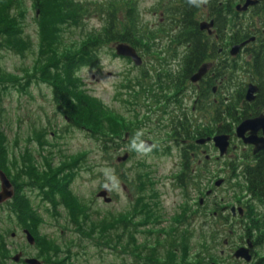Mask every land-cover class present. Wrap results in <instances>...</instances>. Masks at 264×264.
Masks as SVG:
<instances>
[{"label": "rangeland", "instance_id": "obj_1", "mask_svg": "<svg viewBox=\"0 0 264 264\" xmlns=\"http://www.w3.org/2000/svg\"><path fill=\"white\" fill-rule=\"evenodd\" d=\"M109 1L118 0H76L91 10L83 31L84 37L102 30L103 21L99 12L103 6L100 5H105ZM135 1L138 3L135 14L141 29L148 34L149 45H177L171 42L170 31H165V26L160 24L162 20L167 19L165 11L175 7L172 0ZM16 4L27 8L22 29L23 41L27 42L26 46L28 45V47L22 50L23 48L16 49L0 43V78L12 76L11 80L2 81L0 79V133L4 136L3 145L7 146L5 148L6 155L17 162L18 167H22L23 164L29 162L28 159H31L36 172L40 175L46 173L53 178L58 176L62 181L61 185L69 183L68 190L72 193V197L83 206H87L94 219L109 215L112 221H115L119 215L126 216L131 213L132 205L137 199H140L137 196L139 192H134L122 176L131 182V179L137 180L138 176L151 174L155 183V190L160 196V213L164 217L161 227L165 229L162 230L159 226L152 227L150 223L145 228L144 223L139 220L133 221L132 226L138 225V227L132 229L133 237L130 242L137 240L140 243H137L136 246L139 250L133 257L124 253L122 246L117 245L116 248L111 249L105 246L102 241L90 240L81 235L74 230L67 206L62 204L54 209L53 205L52 207L47 205L42 208L40 204L42 200L36 198L38 192L26 187V193L37 194H35V198L32 197V200L36 208H39L37 213L44 222L38 224L39 228L36 232V229L33 230V237H46L48 240L57 243L62 247V252L64 251V254L59 253L57 258L61 260L72 256L71 260L75 264H122V260L130 264L132 257L136 259L146 246L149 251L157 249L160 253L163 251L165 253L163 239H167L165 237L167 233L175 234L176 230L170 224L185 205V200L180 197L175 188L172 189L173 184H175L174 175L177 173V166L180 163L178 151L172 150L169 155L164 154L166 150L164 146L168 145L162 143L165 141L163 140L165 136L163 133H158L160 130L155 123V115L153 122L151 121L150 126L148 124L147 129L143 132L144 136L154 143L156 141L162 143L158 147L159 149L153 152L148 150L136 151L132 147L135 139L127 135L124 138L125 142L119 141L123 144L117 154L105 153L103 147L105 143L100 142L92 130H87L83 126L76 127L72 122H65V118L63 119L56 111V105L51 106L56 86L43 78L45 74L43 72L44 63L40 62L42 60L39 51L40 30L38 20L40 12H37L33 7V0H20V3L16 2ZM120 4L121 2H116L118 8ZM125 14V11L122 10L118 15L119 20L122 21ZM80 32V30L77 31V39H79ZM70 38L71 35L66 33L67 42ZM116 45L117 43L99 49V62L96 67L82 68L78 71L77 77L82 82L80 91L89 94L102 106L104 105L110 111L122 118L124 117L126 123L133 120L131 126L133 125V128L140 132L141 124L134 121V112L143 115L140 116L141 118L148 119L147 115L149 114L146 115V113L152 111L149 112L148 109L151 102L138 108H135L130 102H134L132 98L143 99V95L149 93V86L146 85V81L150 80L153 84L155 80L153 77L149 79L148 71L151 66L156 64V58L162 57L165 52H177L179 49H151L150 51H157L158 55L155 58H150L143 55H147V49L144 52L146 46L139 48L138 51L144 60V64L137 68L125 59L114 57ZM170 59L171 57L167 58V62ZM160 60L163 64L164 61ZM174 69L172 68L173 71ZM144 75L145 78H143ZM153 86L154 84L152 90ZM163 89H167V87L161 88V90ZM136 94L138 96L134 97ZM151 94L159 93L157 89H154ZM185 104L190 107L191 103L186 101ZM50 132L54 133L52 139H50ZM40 134L41 138H39ZM44 137L52 142L51 147H44ZM127 154L129 155L128 159L123 162V158ZM65 165H71L72 169L63 168ZM58 170H61L60 173H57ZM111 177L115 179L113 180ZM23 183L24 185L28 184V180L25 179ZM53 186L55 187L53 193L54 190L56 191L55 199L61 201V197L57 194L58 186L56 188L55 183ZM239 189L237 182L233 181L231 185L228 183L222 189L217 190V194L224 198V202L233 204L241 197L240 193L238 196L234 195ZM100 191L107 193V198L111 200L110 204H106L97 197ZM115 224L119 226L118 222ZM233 225L232 243H239L241 225H239V221L233 222ZM219 228L218 240L221 241L230 236L227 229ZM115 232L120 234L121 228L116 229ZM98 234L99 232L95 235ZM198 235H200V231L195 234L194 241L199 240ZM79 237L83 239L81 243H78ZM72 239H75V245L70 248L69 246L65 247V243L71 242ZM20 244L30 255H39L40 250L36 247H29L23 236ZM68 249L71 250V253L67 252ZM221 249L222 247H219L213 254H218ZM73 254L77 256L73 257ZM226 254L230 256L229 251H226Z\"/></svg>", "mask_w": 264, "mask_h": 264}, {"label": "flooded vegetation", "instance_id": "obj_2", "mask_svg": "<svg viewBox=\"0 0 264 264\" xmlns=\"http://www.w3.org/2000/svg\"><path fill=\"white\" fill-rule=\"evenodd\" d=\"M192 22L196 30L191 32H194L198 46L203 44L205 48L202 49L204 56L200 60L203 62L189 76V79L185 80L186 52L184 49L186 47L178 41V35L183 34V27L177 21L167 17L160 24L165 26V31H170L171 42L177 45L150 46L148 44L144 48L147 49V55H143L155 58L158 55L157 51H150V49H179V51L165 52V55L156 58V64L148 71L149 79L153 77L155 80L153 90V84L147 80L149 93L143 95V99L132 98L134 102L130 104L138 108L151 102L148 109L149 112L152 111L146 113L149 115H147L148 119L145 120V124L142 125L143 130L147 129L148 124L150 126L155 115V123L160 130L158 133H164L165 136V141L162 143L168 145L164 146L167 148L166 152L171 149L176 150L180 157L172 189L175 188L180 197L185 200V205L170 225L175 224L174 226L181 229L183 234L185 230H188V235H190L194 229L199 227L201 214L214 218L220 214L219 221L222 227L230 231V236L223 241V249L213 256L214 260L210 261L208 258L200 260V256L198 257L193 249L186 256L187 260H183V254L179 256L180 264H261L264 262V254L258 253L259 248L254 246L253 239L247 236L244 227L241 226L243 235L239 243H232L234 233L232 229L233 222H240L245 217V215L241 217L239 210L236 211V209H243L245 214L252 207L257 212L256 214L264 215V0L202 2ZM202 23H206L204 30L200 26ZM235 46L240 49L236 55H232L231 52ZM137 52L140 55L138 50ZM170 57V61L167 62V58ZM160 59L164 61L163 64ZM171 67L175 68L174 71ZM201 69H205V74L199 82L192 84L191 77ZM230 80H234L236 84L239 83L240 92L238 94L233 93L232 86L226 83ZM165 86L167 89L161 90ZM154 89H157L159 94H151ZM249 91L253 95L251 101L247 98ZM137 96V94L134 95V97ZM139 96L142 97V95ZM53 97L51 106L56 105V111L63 119L65 118V122H72L64 114L65 108L63 107L65 106L62 97L67 96H57L54 92ZM186 101L191 103L190 107H187ZM137 114L134 112L135 116ZM257 119L258 122L250 130L245 131L242 137L237 135L240 125ZM185 132L192 134L193 140L184 139L183 133ZM53 134L50 132V139ZM200 134L207 136L200 137ZM217 136L229 138V147L223 156L213 143V139ZM146 138L148 137L144 139ZM43 139L45 148L52 146V142L46 137ZM248 140L255 143H248ZM199 141H206V143L199 144ZM162 143L155 142L158 146ZM254 166H258L262 174L260 199L247 189L246 169ZM19 168L21 167H18L17 163L6 155L0 168L4 176V181L0 176V193L4 195L11 193L12 195L0 204V236L2 237L1 243L10 254L22 256L17 264H23L25 258H31L34 255L27 253L20 244L21 237L25 238L24 233L29 231L24 227L20 209H23V205L27 203L33 212L37 213L39 210L32 200L36 193L28 194L25 188L28 187L38 192L36 198L42 200L40 203L42 208L47 205L52 207L53 204L50 201L52 189L50 194L49 185H46L47 187L43 190L35 187L36 190L29 184L24 185L25 177ZM148 177L153 184L152 175ZM233 181L237 182L240 187L238 191L234 190L237 191L234 195L238 196L240 193L241 197L235 203L229 204L224 202V198L219 197L217 190L222 189L228 183L231 185ZM163 220L164 217L159 211L156 220L150 224L152 227L159 226L165 230L161 227ZM247 220L248 218L245 219ZM165 237L168 242L170 234L167 233ZM187 240L190 238L180 237L174 238L173 242L186 243ZM248 240L253 244L251 261L234 259L233 253L240 247L247 246ZM226 251H229L230 256L226 254ZM9 264H12L10 260Z\"/></svg>", "mask_w": 264, "mask_h": 264}, {"label": "trees", "instance_id": "obj_3", "mask_svg": "<svg viewBox=\"0 0 264 264\" xmlns=\"http://www.w3.org/2000/svg\"><path fill=\"white\" fill-rule=\"evenodd\" d=\"M33 7L40 12L39 15V30H40V44L39 51L41 54L40 62L44 63L43 78L47 82L56 86L55 94L62 97L63 105L65 107L64 114L72 121V124L83 126L87 130H92L93 134L98 136L99 141L105 143L103 145L104 152L109 154H117L121 150L124 138L129 135L138 140L143 139L144 130L142 125L145 124V118H141L139 114L135 116L134 121L141 124L140 132L133 128V120L126 123L124 117L115 114L113 111L107 109L104 105L92 98L89 94H85L80 86L82 85L81 79L77 77V73L82 68L96 67L99 62V49L116 43H124L134 48H144L149 44L148 34L144 32L135 14L138 3L135 0H118L121 2L120 7L116 5L118 1H109L103 6L99 12L103 21V28L98 33H93L84 37L83 31L85 30L87 17L91 14L89 7L83 3L76 2V0H33ZM214 0H172L175 7L166 10V16L170 20L177 21L183 27V34L178 35V41L182 46L186 47V56L184 58L185 80L196 71L198 66L203 62L200 61L204 56L205 49L203 44L198 46L195 40V24L193 20L200 9L202 2L209 3ZM20 0H0V43L11 46L12 48L26 49V41H23L22 22L26 19V6H20ZM124 10L125 18L119 20V13ZM121 21V22H119ZM80 30L81 34L76 38L77 31ZM194 31V32H191ZM69 33L71 38L69 42L65 39V34ZM176 40V38H175ZM5 46V45H4ZM151 50V49H150ZM146 52V49H144ZM48 74V75H47ZM145 78V75L143 76ZM2 81L11 80L12 76H5L0 78ZM232 86L233 93H239L240 85L235 83L234 80L226 82ZM171 90V89H170ZM170 93V91H169ZM86 100V101H85ZM139 133V136H137ZM184 139L193 140L194 136L187 132L183 133ZM211 135V134H210ZM207 135L200 134V137ZM4 136L0 133V168L6 158V149L3 145ZM121 141V142H119ZM156 150V149H155ZM154 150V151H155ZM186 156V155H184ZM112 159V158H111ZM110 159V160H111ZM29 162L23 164L19 168L23 176L28 180L31 187H38L43 190L46 185L53 189L58 186V195L61 201L55 199L56 191L54 190L51 195L50 201L54 209L59 205L64 204L69 209V216L71 217L74 225V230L87 238L102 241L105 246L111 249L116 248L117 245L122 246L124 253L130 254L134 257L137 251V240L130 242L133 234L132 229L138 226H132V222L139 220L145 225L156 220L159 211L153 206L150 201L152 193L149 192L148 184L145 181L147 176L145 174L138 176V184L129 182L128 186L132 190H138L140 199L134 202L131 213L126 216L119 215L118 219L112 221L109 215L93 218L87 206H83L79 201L72 197V193L68 190V184H62L61 179L50 177L44 173L40 175L36 172L34 164L31 159ZM17 163V162H15ZM123 165V164H122ZM63 168L72 169L71 165H65ZM62 170V169H61ZM58 170L57 173H60ZM53 178V179H52ZM131 181H135L131 179ZM246 182H248L247 189L256 198L260 199L262 196L261 183L262 174L259 172V167H247L246 169ZM53 184V185H52ZM24 208L20 209V215L24 219V227L27 228L32 234L33 230L37 231L38 224H42L43 220L39 215L32 211L29 204L25 203ZM31 209V210H30ZM89 209V210H88ZM98 215L99 213L96 212ZM252 207L251 210L245 214V217L240 221L243 225L244 231L247 236L254 240V246L259 248L258 253L264 254V215L256 214ZM201 225L198 229L200 235L199 240L193 247L190 243L181 242L169 245H163L166 252L160 253L157 249L149 251L147 246L141 250V254L135 259L132 257L130 264H180L179 256L184 255L183 260H187L186 256L190 251L195 249V254L200 256V260L210 258L214 260L213 252H216L218 246H221V241L218 240V230L222 227L220 223L221 216L217 218L213 216L206 217V214H201ZM248 218L247 221L245 219ZM29 222V224H28ZM37 222V225H35ZM118 222L119 226L115 223ZM121 228V233L116 234L115 230ZM99 232L98 235H95ZM36 238V247L40 250L38 255L45 264H75L72 262V256H68L59 260L58 254L62 252V247L57 243L48 240L46 237ZM187 237V236H186ZM2 237L0 236V264H8L10 259V252L5 249L1 243ZM72 239L71 242L67 241L65 247H73L75 245ZM83 239L79 237L78 243ZM140 244V243H139ZM191 247V248H189ZM146 249V250H145ZM116 250V249H115ZM68 253L71 250L68 249ZM144 252V253H143ZM64 254V251L62 252ZM168 254V256H166ZM77 255L73 254V257ZM122 264H128L122 260ZM261 264H264L262 262Z\"/></svg>", "mask_w": 264, "mask_h": 264}, {"label": "water", "instance_id": "obj_4", "mask_svg": "<svg viewBox=\"0 0 264 264\" xmlns=\"http://www.w3.org/2000/svg\"><path fill=\"white\" fill-rule=\"evenodd\" d=\"M205 24L206 23H202L200 26H201V29L204 30L205 28ZM240 49V47L238 46H235L233 47V50L231 52L232 55H236L238 50ZM115 51H116V55L119 56V57H124V58H128L130 60H132L134 62V64L136 66H141L142 65V59L138 56L137 52L135 51L134 48L126 45V44H119L116 48H115ZM205 74V69H201L197 74L193 75L191 77V82L192 83H197L199 82L203 75ZM252 92L249 91L248 92V100L251 101L253 99L252 97ZM258 122V119L257 120H254V121H247V122H244L242 125H240L237 129V135L239 137H242L243 134L245 133V131L247 130H250L251 127L253 125H255L256 123ZM210 141V139H209ZM248 143H255L254 141L252 140H248L247 141ZM206 141H199V144H205ZM213 143L215 144V147L220 151V154L221 156H223L228 147H229V138L226 137V136H217L216 138L213 139ZM144 146V149H150L152 147V143L150 142H145L143 144ZM127 156H125L123 158V161L127 160ZM0 176L3 180V175L2 173L0 172ZM4 181V180H3ZM219 185V183H218ZM11 196V194H8V195H5L2 197V195L0 194V203H2L6 198H9ZM98 198H102L104 199L105 203H110L111 200L107 199L106 198V192H101L98 194ZM234 209L232 210V213L234 214ZM239 214L242 216L243 215V211L241 209H239ZM26 235H27V241L29 243V245L33 246L35 244V240L34 238L31 236V234L26 231L25 232ZM252 249V243L251 242H248V247L245 248V247H242L240 249H238L235 254H234V258L239 260V259H244L246 260L247 262H250L252 257L250 255V251ZM21 256H16L14 258V261H19ZM25 264H41V262L37 259H26L25 260Z\"/></svg>", "mask_w": 264, "mask_h": 264}, {"label": "clouds", "instance_id": "obj_5", "mask_svg": "<svg viewBox=\"0 0 264 264\" xmlns=\"http://www.w3.org/2000/svg\"><path fill=\"white\" fill-rule=\"evenodd\" d=\"M137 136H139V133H137ZM132 147L138 151V152H143L145 151L144 149V146H143V142L139 143V144H136V143H133ZM111 179H115L114 177H111Z\"/></svg>", "mask_w": 264, "mask_h": 264}]
</instances>
